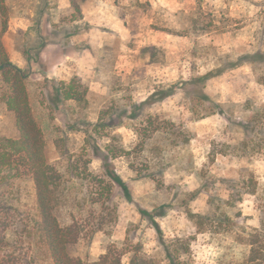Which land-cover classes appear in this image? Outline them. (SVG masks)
I'll return each instance as SVG.
<instances>
[{
	"label": "rangeland",
	"instance_id": "1",
	"mask_svg": "<svg viewBox=\"0 0 264 264\" xmlns=\"http://www.w3.org/2000/svg\"><path fill=\"white\" fill-rule=\"evenodd\" d=\"M262 1L76 0V13L70 0H9L4 45L35 48L34 33L15 24L25 19L33 29L44 16L47 44L32 54L59 66L50 79L38 67L28 89L47 158L61 175V219L72 214L89 232L107 216L75 256L118 248L130 264L140 245L157 264H170L164 243L188 247L186 264H248L249 234L264 219V66L229 68L240 55L264 51ZM218 71L225 72L211 76ZM75 76L89 88L87 102L57 103L58 86ZM1 79L0 138L16 139ZM163 92L173 95L152 104ZM106 157L127 191L108 177ZM13 159L0 178L4 225L27 229L20 254L51 264L35 232L33 177L21 156ZM192 215L204 217L201 226Z\"/></svg>",
	"mask_w": 264,
	"mask_h": 264
},
{
	"label": "trees",
	"instance_id": "2",
	"mask_svg": "<svg viewBox=\"0 0 264 264\" xmlns=\"http://www.w3.org/2000/svg\"><path fill=\"white\" fill-rule=\"evenodd\" d=\"M46 1L43 0V3L46 4ZM8 2L9 0H0V76L5 86L2 100L7 111L14 117L18 138H0V178L5 180L6 177L3 175L5 174L3 170L10 169L11 171V168L17 160L13 159L14 157L21 156L23 158L21 161L27 171L32 175L36 191L35 232L46 249L51 264H122V258L127 252L124 249H108L106 254L96 259H89V257L82 258L75 256L73 253V249L82 244L86 238H88V241H92L98 232L105 229L107 216L101 215L100 221L89 232L86 231L85 227L72 214L68 221L61 219L59 211L62 203L59 196L62 187L61 175L49 163L47 158L43 131L34 116L28 89V82L33 74L31 69L33 65L40 64L47 70L55 65V61L51 63L43 59L41 55H39V58L34 59L32 54L33 50L41 54L47 44L46 36L43 32L44 16H41L36 26L33 29H29L26 33V35H31V32H33L40 43L35 48H28L25 51H21L24 59L29 64L28 68L21 69L11 62L3 43V37L8 31V23L10 20ZM70 3L71 8L76 13H80V6L76 0H70ZM260 9L261 16L264 18V0L260 3ZM259 34L264 35V22L259 30ZM48 44L55 45L53 43ZM65 53L66 50L62 51L60 57L64 56ZM245 64H250L252 68H255L257 65L259 66V64L264 66V51L259 50L238 56L229 70ZM223 72L211 73V76L213 74L218 76ZM258 83L264 85V75L258 78ZM55 93V101L57 103L75 102L77 104H85L87 102L89 88L82 83L81 79L75 76L69 82H61ZM172 95L173 93L171 92L152 95L151 102L154 104ZM141 105L144 106L145 102ZM111 152L112 150H110ZM108 159L106 157L104 161V170H106L108 177L114 184H117L124 191H127V185L109 168L110 163ZM109 202L111 203L112 200L109 199ZM105 206L110 208V205L101 203L100 209H105ZM141 212L143 216L150 219L156 231L160 233L159 225L153 214L146 210ZM5 217L6 208L2 200H0V264H34L30 257L20 254L18 251L19 245L27 241V229L5 226ZM191 218L197 226H201L204 217L202 215H192ZM249 236L251 239L248 243L250 246L247 258L248 264H264V219L261 222V228L255 229ZM162 245L165 248L170 264H186L181 260V255L189 252L188 247L184 249V247L179 248L176 246L171 249L166 247L164 243ZM258 245L261 246V250L258 249ZM130 252H132L130 264H157L143 252L140 245L136 246ZM262 254L263 257L261 259Z\"/></svg>",
	"mask_w": 264,
	"mask_h": 264
},
{
	"label": "crops",
	"instance_id": "3",
	"mask_svg": "<svg viewBox=\"0 0 264 264\" xmlns=\"http://www.w3.org/2000/svg\"><path fill=\"white\" fill-rule=\"evenodd\" d=\"M24 21H26V20L25 19L24 20L22 19V21H20V24L19 25H17V23L15 25L16 26H20L22 32L24 31L25 33H27L29 27L24 26ZM9 30H11L13 32H16L19 29H16V28L14 29L13 27H11V28H9ZM5 47H6V50H7L8 54H9V56H10V60H11V62L14 65H16L17 67H19L21 69H27L28 68L29 64L24 59V57H23V55H22V53L20 51L15 50L14 49V46L12 44H10V45L8 44ZM64 57H66V55L62 56V59ZM70 58H73V57H70ZM38 67L43 71V73L46 75V77L48 79L52 78V77H50V75H53L54 76L57 73V69L59 68V66H55L54 65L50 69L48 68L46 70L42 65H40V64H34L31 69H32L33 72H35V71L39 70V69H37Z\"/></svg>",
	"mask_w": 264,
	"mask_h": 264
}]
</instances>
